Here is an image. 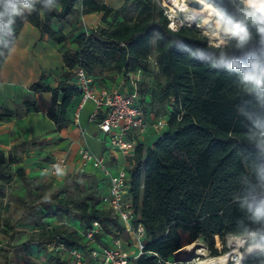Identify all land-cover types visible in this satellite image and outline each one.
<instances>
[{
	"label": "trees",
	"instance_id": "obj_1",
	"mask_svg": "<svg viewBox=\"0 0 264 264\" xmlns=\"http://www.w3.org/2000/svg\"><path fill=\"white\" fill-rule=\"evenodd\" d=\"M163 1L126 0L115 10L98 0H58V6L48 11L41 10V0L36 5L37 11L16 19L15 36H5L8 47H0L1 70L24 22L61 44L70 37L52 27L53 19L67 21L76 16L104 13L99 27L75 37L77 51L64 52L68 71L59 87L51 89L40 81L30 89L34 93L52 92V106L47 115L58 131L66 123L62 118L64 110L71 106L74 97L81 96L72 83V71L76 67L82 68L97 84L98 70L124 76L141 69L143 85L145 71L153 62L165 76L157 95L162 102L171 103L168 129L153 145L139 143L126 168L131 178L126 207L135 211L136 222L142 223L147 231L145 253L130 264H179L176 253L200 241L215 257L216 237L226 249L229 235L247 236L264 231V220H255L243 206L245 199L264 198V179L260 176L264 168L261 136L264 92L243 84L236 73L228 71L226 64L219 63L222 49L226 50L229 62L233 58L246 61L249 52L264 50V42L252 25H249L252 40L243 51L235 50L232 38L224 47H215L187 26L173 32L168 27ZM79 2L81 11L75 8ZM205 4L235 15L229 0H195L189 6L202 9ZM153 53L156 57L152 62ZM141 91L140 105L152 120H157L159 116L148 114V104ZM0 105V121L21 118L27 113L26 108L38 110L37 102L29 97L24 99L22 110L11 109L3 101ZM29 144H22L24 152ZM19 160L13 152H0V197L5 194L1 183L11 178L10 166ZM17 175L28 182L23 168L18 169ZM92 177L96 182L94 197L91 194L78 199L57 196L48 208L26 207L39 221L58 222L30 234L22 245L28 255L33 246L41 253L60 243L69 250L88 248L91 245L86 233L94 222L101 226V232L96 235L100 245H107L111 237L123 232L120 218L101 207L102 181ZM74 222L77 226L72 225ZM11 239L14 241L15 236ZM250 244L251 239L247 240V246ZM263 257L264 254L254 250L244 257L242 264H259ZM46 264H73V259L53 251Z\"/></svg>",
	"mask_w": 264,
	"mask_h": 264
},
{
	"label": "rangeland",
	"instance_id": "obj_2",
	"mask_svg": "<svg viewBox=\"0 0 264 264\" xmlns=\"http://www.w3.org/2000/svg\"><path fill=\"white\" fill-rule=\"evenodd\" d=\"M184 1L189 6V3L195 0ZM169 6L174 13L181 16L185 26L195 29L203 37H206L210 45L224 47L230 39L217 17L213 21L208 22L207 15H194L193 9L190 6V12L179 11L173 7L172 3ZM68 35L70 37L69 40L75 37L74 33ZM219 35L223 38L222 43H219L217 39H213ZM155 57L156 53H153L152 62ZM117 77V72L105 71L104 69L98 70V82L101 86L114 84ZM165 80V76L153 62L145 71L143 85L141 86V96L148 104L147 110L149 115L154 114L159 116V118L162 117V119L167 120L169 113L172 111L171 103L162 102L159 95H157L160 86L165 83ZM1 108L0 105V114ZM93 108L94 104L92 102H88L85 106L81 119L83 126L87 125ZM70 123L66 122L61 131L67 127L71 128L72 131L75 130ZM162 133L163 131L156 133L149 130L143 135V138L146 140L147 145H153ZM67 140L68 138L66 137L59 135L52 137L50 135L30 141L26 152H24L22 144L13 149L14 157L16 159L19 158L20 162L10 166L11 178L1 183L4 186L5 194L0 197V264H6V261H8V264H46L49 260L48 255H41V252L33 253L31 251L32 253L28 255L22 249V245L28 240L33 231L45 226H55L58 222L54 219L39 221L30 211H27V206L36 205L42 209L48 208L57 196L78 199L84 195L91 194L94 197L96 189L95 179L91 174L80 173L78 170V156L75 153V149L71 147V144ZM89 144L90 149L95 153L102 148L101 144L92 139L89 140ZM58 155L67 157L65 158L68 161L69 168L61 178L56 179L45 173L44 167L51 159L56 156L58 157ZM20 168L24 169L28 182L17 175V171ZM72 225L77 226V222H74ZM10 227L14 229L12 230ZM12 235L15 236L14 241L11 239ZM250 239L249 235H229L226 237V249H224L220 238L216 237L218 254L215 257L211 256L208 247L202 241L197 244L200 245L199 248L205 247L207 249L209 258L229 255L227 264H239L247 253V248L249 247L247 246V240ZM205 259L204 257L197 256V252H195L191 256L179 258V264H199L207 260ZM259 264H264V257Z\"/></svg>",
	"mask_w": 264,
	"mask_h": 264
},
{
	"label": "built area",
	"instance_id": "obj_3",
	"mask_svg": "<svg viewBox=\"0 0 264 264\" xmlns=\"http://www.w3.org/2000/svg\"><path fill=\"white\" fill-rule=\"evenodd\" d=\"M161 4L171 31L180 32L186 27L181 16L170 8L171 0H164ZM72 72L75 85L81 94V104L74 117L75 125L80 127L81 111L87 102H92L94 110L90 123L96 124L102 134L109 136L106 142L109 150L120 152L130 161L135 156L136 147L142 143L143 135L149 130L156 133L163 131L159 137L163 138L168 129L169 116L167 120L162 117L152 120L140 105L143 74L141 69L123 76L125 90L100 86L80 67H76ZM79 157V171L102 181L101 207L120 218L123 232L111 237L107 245H100L96 235L101 232V226L94 222L93 228L86 233L88 244L91 245L88 248L69 250L60 243L51 246L48 251L62 252L63 256H70L73 264H130L145 253L147 231L142 223L136 222L135 211L126 207L125 199L129 194L131 182L127 167L113 173L106 157L94 153L88 147L79 150ZM68 168L67 159L58 156L47 163L44 172L59 179Z\"/></svg>",
	"mask_w": 264,
	"mask_h": 264
},
{
	"label": "crops",
	"instance_id": "obj_4",
	"mask_svg": "<svg viewBox=\"0 0 264 264\" xmlns=\"http://www.w3.org/2000/svg\"><path fill=\"white\" fill-rule=\"evenodd\" d=\"M98 1L104 2L107 6L117 10L124 5L126 0ZM75 8L81 11L82 3L76 4ZM103 16V12H96L72 17L67 21L53 19L51 25L55 30H61L66 35L74 33L76 37L99 27L103 23ZM75 37L72 40L58 44L47 36H43L40 30L28 22H24L18 29L14 44L7 53L6 60L0 70V101L5 102L11 109L18 108L22 110L24 99L29 97L37 102L38 110L26 108L27 113L23 117L10 121H0V152L8 154L16 146L30 142L33 139L59 135L68 138L67 142L75 149L80 165L79 150L82 147L90 149L89 140L92 139L102 145V148L96 154L105 156L109 168L113 169L111 170L113 173H116L118 170L126 168L129 161L120 152L109 150L106 143L109 136L102 134L96 124L90 123V116L94 108L90 113L87 125H82L83 110L88 102L81 111L80 127L76 126L74 117L77 108L81 104V96L74 97L71 106L64 110L62 118L66 122H71L70 125L75 130L72 131L71 128L67 127L62 131H58L56 124L47 115L52 106V92L34 93L30 90L33 85L40 81L45 86L56 89L65 80L64 74L68 69L64 64L63 54L67 50L77 51L79 49ZM117 75L116 82L110 87L125 90L123 76L118 73ZM43 77L45 78L43 79ZM72 83L75 84V78ZM59 98H62L61 94ZM141 141L146 142L143 137ZM32 252L40 253L36 246L32 247ZM50 253L47 251L40 254H46L49 257ZM88 259L91 260L90 257Z\"/></svg>",
	"mask_w": 264,
	"mask_h": 264
},
{
	"label": "clouds",
	"instance_id": "obj_5",
	"mask_svg": "<svg viewBox=\"0 0 264 264\" xmlns=\"http://www.w3.org/2000/svg\"><path fill=\"white\" fill-rule=\"evenodd\" d=\"M229 3L233 6L235 15L228 14L223 8H216L214 11L225 33L235 40V50L243 51L251 42L249 25L255 27L264 42V0H229ZM38 4H41V0H0V47H8L5 36H15L16 19L37 11ZM57 6L58 0H43L41 10L51 11ZM219 63L226 64L228 71L236 73L243 84L257 92H264V50L259 53L249 52L246 61L233 58L229 62L226 50L222 49ZM261 136L264 137V130ZM260 176L264 179V168L261 169ZM243 206L247 207L255 220H264V198L252 201L245 199ZM249 236V251L255 249L264 254V231H254Z\"/></svg>",
	"mask_w": 264,
	"mask_h": 264
},
{
	"label": "bare ground",
	"instance_id": "obj_6",
	"mask_svg": "<svg viewBox=\"0 0 264 264\" xmlns=\"http://www.w3.org/2000/svg\"><path fill=\"white\" fill-rule=\"evenodd\" d=\"M171 3L173 5V7L179 11L190 12L191 8L187 5V3L184 0H171ZM192 9H193L194 15H199V14L207 15L208 22L213 21L214 18L217 17L215 15V11H214V9H216V7L213 6L212 4H208L202 9H194V8H192ZM213 39L219 40V43L223 42L222 41L223 38L220 35L217 36L216 38H213ZM199 247H200V245L197 243L190 245V246H187V247L183 248L182 250L178 251L176 253V257L177 258H184V257H187L188 255L191 256V254H194L195 252H197V256L204 257L207 259V260L205 259L206 261L203 260L204 262H200L199 264H227V262L229 260V255H223V256L217 257V258H212V257L209 258L207 249L205 247H201V248H199ZM254 250L249 251V247H248L246 255H248L249 253H251ZM243 259H242V261H243ZM239 264H242V262Z\"/></svg>",
	"mask_w": 264,
	"mask_h": 264
}]
</instances>
